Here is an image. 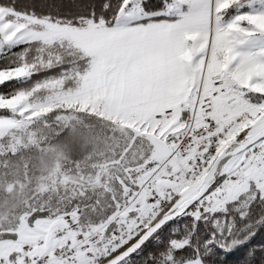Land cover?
Returning a JSON list of instances; mask_svg holds the SVG:
<instances>
[{
	"label": "snow or ice",
	"instance_id": "1",
	"mask_svg": "<svg viewBox=\"0 0 264 264\" xmlns=\"http://www.w3.org/2000/svg\"><path fill=\"white\" fill-rule=\"evenodd\" d=\"M0 264H264V0H0Z\"/></svg>",
	"mask_w": 264,
	"mask_h": 264
}]
</instances>
